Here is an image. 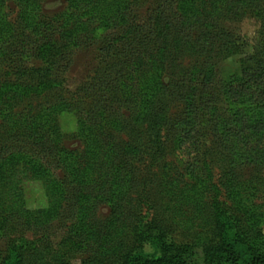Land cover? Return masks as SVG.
<instances>
[{"label":"rangeland","instance_id":"1","mask_svg":"<svg viewBox=\"0 0 264 264\" xmlns=\"http://www.w3.org/2000/svg\"><path fill=\"white\" fill-rule=\"evenodd\" d=\"M154 1L0 0V264H248L253 257L264 237V158L251 157L264 156V131L233 148L216 133L231 113L219 96L211 101L217 112L202 110L185 141L174 88L154 96L159 141L136 119L152 77H179L207 57L181 43L159 72V62L137 67L129 59L116 16L146 23ZM222 7L213 24L252 53L264 0L237 12ZM213 55L219 93L246 56L232 46Z\"/></svg>","mask_w":264,"mask_h":264},{"label":"trees","instance_id":"2","mask_svg":"<svg viewBox=\"0 0 264 264\" xmlns=\"http://www.w3.org/2000/svg\"><path fill=\"white\" fill-rule=\"evenodd\" d=\"M205 2L208 6L205 4L207 8L201 12L198 5ZM262 2L263 0H155L147 22L139 24L133 18L130 19L126 12L119 10L116 19L118 24L124 26L120 44L123 46V52L130 57L129 59H133L137 67L151 61L159 62L158 72L165 69L167 66L164 65V59L174 55L170 49L179 50L181 43L197 47L196 50L201 56H207L200 67L185 70L179 77L154 76L149 80L146 88L148 93L139 102L141 109L136 119L140 122H149L153 131L156 130V139L160 137L162 120L159 118L154 96L160 92H169L173 88L184 104V117L179 125L182 127L185 141L193 139V127L200 123L202 110L206 108L211 113L217 112V105H211V101L218 103L219 96L231 102V113L216 126V133L223 137V140L226 138V141H230L233 148L237 149L239 146L237 144L248 141V135L256 136L263 133L264 28L260 37L253 45L251 44L253 52L248 53L247 50L242 51L238 38L232 39L230 32L213 24L215 15L219 14L222 6L237 12L240 8L261 7ZM256 17L264 25V15L263 13L261 15L260 8L256 12ZM197 26L201 27L198 34L196 31L193 32ZM241 41L242 45H250L244 39ZM231 46L235 48L237 54L243 53L246 57L241 59L243 64L228 79L221 81L219 93H216L218 89L213 93V84L217 78L213 54H218L220 50ZM160 54L161 57L158 58ZM156 75L161 76V73ZM208 93L209 95L213 93L212 97L204 103ZM44 137H47V134H44ZM233 152L235 151L232 149L231 153ZM57 154L61 156L60 153ZM251 158L256 161L264 156L254 152ZM38 171L40 169L36 167L35 173ZM73 192L75 191H71V197ZM252 254L253 257L248 264H264V237L255 244ZM142 263L149 264V261Z\"/></svg>","mask_w":264,"mask_h":264}]
</instances>
